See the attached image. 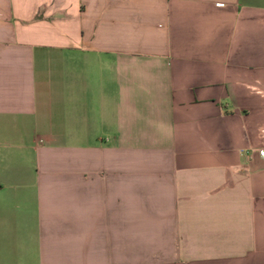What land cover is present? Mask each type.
Instances as JSON below:
<instances>
[{
	"label": "crops",
	"instance_id": "crops-1",
	"mask_svg": "<svg viewBox=\"0 0 264 264\" xmlns=\"http://www.w3.org/2000/svg\"><path fill=\"white\" fill-rule=\"evenodd\" d=\"M264 0H0V264H264Z\"/></svg>",
	"mask_w": 264,
	"mask_h": 264
},
{
	"label": "built area",
	"instance_id": "built-area-1",
	"mask_svg": "<svg viewBox=\"0 0 264 264\" xmlns=\"http://www.w3.org/2000/svg\"><path fill=\"white\" fill-rule=\"evenodd\" d=\"M260 154H261V156H263V157H264V151H261V152H260Z\"/></svg>",
	"mask_w": 264,
	"mask_h": 264
}]
</instances>
